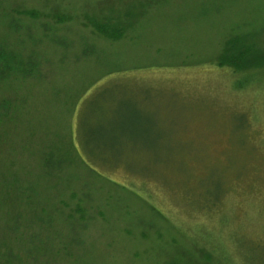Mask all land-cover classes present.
Listing matches in <instances>:
<instances>
[{
  "label": "rangeland",
  "instance_id": "374dc122",
  "mask_svg": "<svg viewBox=\"0 0 264 264\" xmlns=\"http://www.w3.org/2000/svg\"><path fill=\"white\" fill-rule=\"evenodd\" d=\"M0 53V264H264V0H0Z\"/></svg>",
  "mask_w": 264,
  "mask_h": 264
},
{
  "label": "trees",
  "instance_id": "16d2710c",
  "mask_svg": "<svg viewBox=\"0 0 264 264\" xmlns=\"http://www.w3.org/2000/svg\"><path fill=\"white\" fill-rule=\"evenodd\" d=\"M27 14L29 15H32V16H35V13H30V12H26ZM109 21H100V20H96L94 18H90L88 17L87 20L89 21V23L91 24V26L94 28V30L101 34L102 36H104L105 38H108V39H111V40H118V39H121L122 36H123V31H124V28L122 29H119V32H115L114 30H111L110 29V23L112 22V19L108 18ZM107 19V20H108ZM63 19L61 17L58 18V21H62ZM231 45H236L238 46L236 50V56L233 57L232 59H227V62L229 64H233L234 67L236 69H239L241 71H244V70H248L249 68H252V67H255L257 62H253V58L255 56V54L257 53L255 51V53L253 54L254 50H251L248 48V46L250 44H248L247 40H242V41H238L235 43H230ZM254 43L251 44L250 47H253L255 50H256V47L253 45ZM5 60V56L3 54L0 53V62H1V65L3 66V69L0 67V71L3 72V70H9V72H20L23 70L22 66L20 65H15V66H10L9 64H6V61L4 62ZM0 72V76L2 75V73ZM0 109H1V105H0ZM1 115V114H0ZM83 120V121H82ZM84 121H85V116H84V113L81 114L80 116V123H79V130L84 129ZM100 122V120H98V123ZM83 124V127L81 126ZM133 131V130H131ZM110 134L112 136L109 137V139L111 140V137H113L114 134V131H111ZM123 139H121L122 141H120L119 139V142H114V141H111V142H108V145L107 146H112V144L116 145V149L117 151H120V148L121 147H126V148H129V146H131V141H133V137L131 135V132H129V130H123ZM146 141V140H145ZM94 142V141H93ZM113 142V143H112ZM94 152V149L92 150V153ZM94 154V153H93Z\"/></svg>",
  "mask_w": 264,
  "mask_h": 264
}]
</instances>
